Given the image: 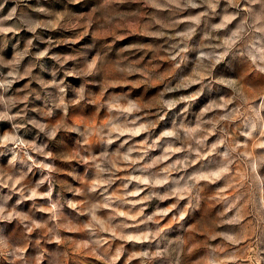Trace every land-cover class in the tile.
<instances>
[{
  "label": "rangeland",
  "instance_id": "rangeland-1",
  "mask_svg": "<svg viewBox=\"0 0 264 264\" xmlns=\"http://www.w3.org/2000/svg\"><path fill=\"white\" fill-rule=\"evenodd\" d=\"M192 3L0 0V264H264V0Z\"/></svg>",
  "mask_w": 264,
  "mask_h": 264
},
{
  "label": "clouds",
  "instance_id": "clouds-1",
  "mask_svg": "<svg viewBox=\"0 0 264 264\" xmlns=\"http://www.w3.org/2000/svg\"><path fill=\"white\" fill-rule=\"evenodd\" d=\"M77 2H78V0H77ZM168 2L178 4L179 0H168ZM188 3L193 7L197 6V5L192 3V0H188ZM154 6L159 7V5H154ZM251 27H252L253 31L264 34V27H255V23ZM0 31H7V29H0ZM258 44H259L258 39L251 44V47L255 49V52L258 53V55H249V58H250L252 64L255 65L256 70L259 71L260 73L264 74V46L258 47L257 46ZM244 54L245 53H241V55H244ZM260 108H264V103H262L260 105ZM252 111L255 115L256 122L251 124V131H249L245 134L248 136H251L252 132L256 131L257 126L259 125L260 133H261V135H264V118H261L259 116L260 109H253ZM125 159H127V157H125Z\"/></svg>",
  "mask_w": 264,
  "mask_h": 264
}]
</instances>
